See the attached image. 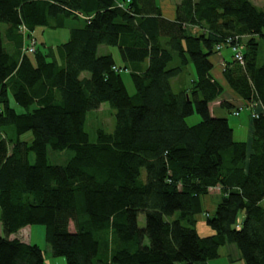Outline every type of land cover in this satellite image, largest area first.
Listing matches in <instances>:
<instances>
[{
  "label": "trees",
  "instance_id": "1",
  "mask_svg": "<svg viewBox=\"0 0 264 264\" xmlns=\"http://www.w3.org/2000/svg\"><path fill=\"white\" fill-rule=\"evenodd\" d=\"M68 17L82 23L67 41L23 52L21 24L30 35ZM231 34L245 36L246 65L232 58L224 77L249 104H264V8L253 0H181L174 19L157 0H0V264L45 263L38 244L11 237L33 224L45 225L67 264H206L227 244L246 264H264V112L248 144L210 109L224 91L213 56ZM104 44L119 47L123 64L98 53ZM190 63L196 78L174 90ZM104 102L115 128H99L92 142L87 113ZM195 112L201 120L189 124ZM50 148L74 155L53 164ZM216 186L215 232L202 236L196 214Z\"/></svg>",
  "mask_w": 264,
  "mask_h": 264
},
{
  "label": "rangeland",
  "instance_id": "2",
  "mask_svg": "<svg viewBox=\"0 0 264 264\" xmlns=\"http://www.w3.org/2000/svg\"><path fill=\"white\" fill-rule=\"evenodd\" d=\"M160 5L163 4V0H157ZM175 1V0H172ZM259 5H262L263 0H255ZM82 23V20L74 18V17H68L66 18V25L60 26L57 28L54 27H44V26H37L35 30L33 31L34 37L37 39V44L42 49L45 48V46H56L60 43H63L67 41L70 37V29L71 27L75 25H80ZM5 25H3V35H5ZM5 38V36H4ZM5 45L8 46L6 38L4 39ZM229 48H226V51ZM106 52H110L114 55L116 61L119 64H123L119 47L113 46V45H100L98 53L103 54ZM264 61V49L261 48V54L259 62L262 63ZM195 69L193 63H190L186 70L182 73V79L185 83H190L192 80V77L195 76ZM83 75H89L88 72H84ZM123 77L125 80V83L127 85V88L129 92L134 93L135 92V85L131 78V75L129 71L123 72ZM176 78V77H175ZM174 78V79H175ZM173 79V82L175 83ZM174 90L178 89L176 84H173ZM14 106H16L18 111H22V107H20L18 104L13 103ZM255 104H252L254 106ZM255 107V106H254ZM229 117V121L232 124L233 127H235V139L237 140H248L249 139V122L247 121L248 116V110L244 106V108L241 110L240 115H236L233 112H230L227 114ZM201 120V116L195 112L194 114L187 117V122L190 124L198 123ZM99 128H103L108 132H112L115 128V110L110 106L108 102H104L101 104L100 108L91 110L87 113L86 121H85V129L89 133L90 140L92 142L96 141L97 139V131ZM32 134L30 132L26 133L24 135V138L30 139ZM74 155V152L71 149H64V150H53L49 149V159L51 163L63 165L65 164L72 156ZM31 161L34 162V155L31 154L30 156ZM221 200V194L219 192H213L210 194H207L202 198V207L203 210L201 212L196 214L197 217V223L195 225V228L197 229L198 233L202 236L210 235L215 232V230L208 224L207 218L208 213L212 216L214 214V211L217 207V204ZM179 217V212H176L172 216H165L166 220L172 221L175 218ZM139 224L140 226H144L146 224V216L145 213L139 214ZM185 225H188L184 221ZM71 230H74V223L71 222L70 225ZM46 227L42 224H33L28 225L21 229L19 232L12 234L11 237H17L25 242H29L32 244H38L44 251V257H45V263L44 264H67V260L64 256H56L53 253L51 245L46 240ZM0 234L5 235L3 231V226L0 221ZM234 248L236 250L233 252L231 258H235L236 253L238 252L241 256V259L237 258L234 262H229L228 264H246V261L242 257L241 251L237 247L236 244H227L221 247V253L224 254L225 252L233 251ZM237 257V256H236ZM230 258V259H231Z\"/></svg>",
  "mask_w": 264,
  "mask_h": 264
},
{
  "label": "crops",
  "instance_id": "3",
  "mask_svg": "<svg viewBox=\"0 0 264 264\" xmlns=\"http://www.w3.org/2000/svg\"><path fill=\"white\" fill-rule=\"evenodd\" d=\"M180 1L181 0H175V1L163 0V4L162 5L159 4L161 6L162 11H163V16L168 18V19H174L176 16V13H177V5H178V3H180ZM253 2L255 4H257L258 6L264 8V0H263L262 5H259V3H257L255 0H253ZM226 48H228V47L223 48L221 51H219L218 53H216L213 56L214 68H213L212 72H213L214 76L218 80H220L221 83L224 85V91L218 100H215V101L210 103L211 113L214 116L228 117L227 114H229L230 112H233L234 114H236V112L239 110V107L244 108V106H245L248 110V116H247L248 120L247 121L249 122V127H250L249 128V139L248 140H237V139H235V137H234L235 136V127L232 126L230 121H229V123H230L231 127L233 128L234 139L236 141H245L248 144H250L252 141V136H253V117L251 114L252 110L256 108L257 110H259L260 113H262V112H264V104L262 102L261 103L258 102L257 104L255 103L256 106L253 107L252 104H249L241 96H239L237 93H235V91L228 85V83L224 77L223 71L225 69L227 62L231 61L233 58V49L229 48L228 49L229 51H226ZM106 53H110V52H106ZM120 56H121V54H120ZM121 59H122V57H121ZM122 62H123V60H122ZM147 63H148V61H147ZM186 68H185V70H186ZM194 69H195V67H194ZM182 73L180 75L176 76V78L174 77L175 79L173 78L175 83L173 82V79H172V85L173 84L177 85L178 89H176V90H180L182 88H189L192 84L193 79L196 78V71H195L194 72L195 76H193L191 82L187 84L182 79ZM222 100H226L229 103L231 102V104H233V105L231 107H227L226 105H223L221 103ZM241 110L236 115H240ZM228 119H229V117H228ZM213 192H219L221 194L220 186L210 188L209 194L213 193ZM235 250H236V248H234L233 251L225 252L224 254H222L221 250H220V256L215 258V259L209 260L206 264H228L229 262H231V263L234 262L237 258L241 259V256L238 252L236 253L237 257L235 256V258H231L232 254Z\"/></svg>",
  "mask_w": 264,
  "mask_h": 264
},
{
  "label": "built area",
  "instance_id": "4",
  "mask_svg": "<svg viewBox=\"0 0 264 264\" xmlns=\"http://www.w3.org/2000/svg\"><path fill=\"white\" fill-rule=\"evenodd\" d=\"M130 0H116L117 6L121 8H126L127 4ZM198 27L195 26L194 30H197ZM20 33L24 36V44H23V52H35L37 48V39L34 37L33 34L29 35V30L25 24H21L19 26ZM245 38L242 34H231L228 35L225 38L224 42H221L217 44L216 49L217 51H221L223 48L229 46L231 49H233V58L236 59L242 66L246 65V59L244 56V43L243 39ZM261 103V101H256L257 103ZM256 106V105H254ZM243 109V107H239V110L236 112V114L239 113V111ZM259 110L256 108L252 110V117H255L259 114Z\"/></svg>",
  "mask_w": 264,
  "mask_h": 264
}]
</instances>
